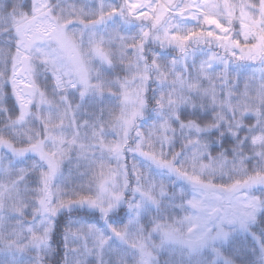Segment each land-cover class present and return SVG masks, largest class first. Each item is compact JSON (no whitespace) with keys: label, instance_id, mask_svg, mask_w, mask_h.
<instances>
[{"label":"snow or ice","instance_id":"1","mask_svg":"<svg viewBox=\"0 0 264 264\" xmlns=\"http://www.w3.org/2000/svg\"><path fill=\"white\" fill-rule=\"evenodd\" d=\"M0 264H264V0H0Z\"/></svg>","mask_w":264,"mask_h":264}]
</instances>
